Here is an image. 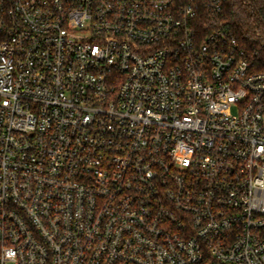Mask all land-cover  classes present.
<instances>
[{
  "label": "built area",
  "instance_id": "obj_1",
  "mask_svg": "<svg viewBox=\"0 0 264 264\" xmlns=\"http://www.w3.org/2000/svg\"><path fill=\"white\" fill-rule=\"evenodd\" d=\"M229 0H0V264H264V32Z\"/></svg>",
  "mask_w": 264,
  "mask_h": 264
},
{
  "label": "trees",
  "instance_id": "obj_2",
  "mask_svg": "<svg viewBox=\"0 0 264 264\" xmlns=\"http://www.w3.org/2000/svg\"><path fill=\"white\" fill-rule=\"evenodd\" d=\"M226 9L231 13L230 20L240 28L264 32V0H229Z\"/></svg>",
  "mask_w": 264,
  "mask_h": 264
}]
</instances>
